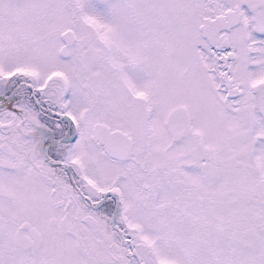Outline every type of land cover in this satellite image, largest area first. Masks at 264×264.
I'll return each instance as SVG.
<instances>
[{
  "label": "snow or ice",
  "instance_id": "snow-or-ice-1",
  "mask_svg": "<svg viewBox=\"0 0 264 264\" xmlns=\"http://www.w3.org/2000/svg\"><path fill=\"white\" fill-rule=\"evenodd\" d=\"M0 264H264V0H0Z\"/></svg>",
  "mask_w": 264,
  "mask_h": 264
}]
</instances>
